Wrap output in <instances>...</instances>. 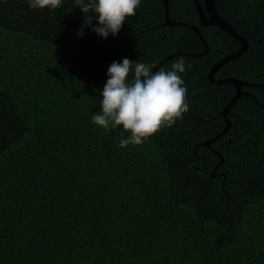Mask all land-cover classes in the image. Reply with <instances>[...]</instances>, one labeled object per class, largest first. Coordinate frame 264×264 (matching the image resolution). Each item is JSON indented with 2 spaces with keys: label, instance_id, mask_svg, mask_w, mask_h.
Wrapping results in <instances>:
<instances>
[{
  "label": "trees",
  "instance_id": "16d2710c",
  "mask_svg": "<svg viewBox=\"0 0 264 264\" xmlns=\"http://www.w3.org/2000/svg\"><path fill=\"white\" fill-rule=\"evenodd\" d=\"M216 7L249 42L222 69L264 84V0ZM169 10L200 26L208 55L161 65L204 50L192 29L166 25L162 0H141L107 39L83 27L75 0L54 10L0 0V264H264V108L239 99L227 134L204 145L226 128L220 113L235 95L207 74L235 48L201 25L193 0H169ZM125 57L153 70L184 57L189 110L121 149L122 127L105 131L92 115L109 66ZM245 90L264 105L262 88ZM219 154L226 180L212 177Z\"/></svg>",
  "mask_w": 264,
  "mask_h": 264
},
{
  "label": "clouds",
  "instance_id": "9594fccd",
  "mask_svg": "<svg viewBox=\"0 0 264 264\" xmlns=\"http://www.w3.org/2000/svg\"><path fill=\"white\" fill-rule=\"evenodd\" d=\"M31 9H57L62 0H27ZM84 25L97 36L115 37L126 18L136 15L141 0H75ZM98 26L93 27V18ZM155 65L131 61L113 62L101 92V111L92 115V123L107 131L110 127L123 129L119 140L121 149L139 146L162 128H171L189 110L186 88L181 74L190 65L184 57L177 58L169 70L154 71ZM132 79L129 80V75ZM123 133H130L125 137Z\"/></svg>",
  "mask_w": 264,
  "mask_h": 264
},
{
  "label": "water",
  "instance_id": "95a60500",
  "mask_svg": "<svg viewBox=\"0 0 264 264\" xmlns=\"http://www.w3.org/2000/svg\"><path fill=\"white\" fill-rule=\"evenodd\" d=\"M194 4L196 5L197 8V12L199 15V22L201 23L202 26L205 27H209V26H215L217 28H219L220 30L224 31L225 33H227L229 36H231L232 38H234L235 40L240 42V47L239 49L233 53L230 54L222 59H220L219 61H217L213 67L210 69L209 73H208V79L209 82L214 84V85H223V84H234L237 88L235 95L233 96V98L231 99V101L227 104V106L223 109V111L220 113V115H222L226 122H227V126L226 128L218 135L216 136L214 139L208 140L204 143V145L206 147H209L210 144H212L215 140L221 138L222 136L226 135L227 132L230 130L231 128V122L228 119V114L230 112V108L233 107L238 101L239 99L243 98L244 95H246V93L243 92L242 88L243 86H251L250 84H246L242 81H240L239 79H235V78H231V79H218L215 77V73L224 65H226L227 63H229L230 61L235 60L236 58L241 57L248 49L249 47V42L248 40L242 36L237 29L230 24L229 22H227L224 18H222L217 10L216 7V0H204V5H202V3L200 2V0H193ZM162 3L164 4V8H165V15H166V25L169 26H183V27H187L189 29H192L193 31L196 32V34H198V36L200 37V39L203 42V45L206 49V52L201 54V55H191V54H187V53H175L173 55H170L169 57H167L165 60H163L161 62V65L167 63L168 61H170L172 58L176 57V56H203L208 54L209 52V46L208 43L206 42L203 34L201 33L200 29L190 23H184V22H178L173 20L170 17V12H169V0H162ZM156 71V70H154ZM254 86V85H253ZM258 86V85H257ZM256 86V87H257ZM255 87V86H254ZM254 100L256 101V103L260 106L261 103L254 98ZM264 108V106H262ZM221 161L219 162V165H222L224 163V158L219 155ZM217 166V167H218ZM217 167L214 169L213 174H215Z\"/></svg>",
  "mask_w": 264,
  "mask_h": 264
},
{
  "label": "flooded vegetation",
  "instance_id": "af4514ba",
  "mask_svg": "<svg viewBox=\"0 0 264 264\" xmlns=\"http://www.w3.org/2000/svg\"><path fill=\"white\" fill-rule=\"evenodd\" d=\"M169 12H170V10H169ZM165 18H166V15H165ZM199 29H200V26H197ZM201 31V30H200ZM194 33H195V31H194ZM202 33V32H201ZM197 36H198V34H197ZM231 37V36H230ZM198 38H200L199 36H198ZM205 38V37H204ZM201 41V43H202V45H203V42H202V40H200ZM240 42L239 41H237V40H235L234 38H232L231 39V41L229 42V48H235V50L234 51H231L230 53H228V54H225L224 56H222L220 59H222V58H224V57H226V56H228V55H230V54H233V53H235L238 49H239V47H240ZM204 46V45H203ZM209 46V45H208ZM206 52V49H205V47H204V50H200V51H197V53H192L191 55H201V54H203V53H205ZM210 53V48H209V52H208V54ZM208 54H206V55H208ZM206 55H203V56H190L192 59H199V58H202V57H204V56H206ZM188 57V56H187ZM173 59V58H172ZM171 59V60H172ZM219 59V60H220ZM218 60V61H219ZM195 61V60H194ZM234 61V60H233ZM233 61H230L229 63H227V64H230V65H228V67H233V65L234 64H232V62ZM166 64V63H165ZM226 64V65H227ZM232 64V65H231ZM192 65H194V64H192ZM213 67V66H212ZM211 67V68H212ZM224 67V66H223ZM222 67L215 73V77L216 78H218V79H231V78H235V79H239L240 81H242V82H244V83H246V84H250L251 86L250 87H256L257 85V88H262L263 90H264V84H259V83H250V82H247V81H244V80H242L240 77H238L237 76V74L235 73V72H233V70H231V72L230 71H228L227 70V67L226 68H224V69H222ZM232 69V68H231ZM210 71V70H209ZM209 71H208V73H209ZM231 73V75L230 76H227L228 74H230ZM240 75H242V73H239ZM207 77H208V74H207ZM229 85H232V87L233 88H235V93H236V90H237V88H236V86L234 85V84H229ZM254 85V86H253ZM246 87H249V86H243V88H242V90H243V92L244 93H246V95H244V97L245 96H248V97H252L253 99L254 98H256L255 96H254V94L253 93H251V92H249V91H246L245 90V88ZM263 96H264V93H261ZM257 99V98H256ZM260 102V101H259ZM261 103V102H260ZM261 105L262 106H264L262 103H261ZM230 113V112H229ZM229 115V114H228ZM227 115V116H228ZM229 119V118H228ZM230 120V119H229ZM231 122V121H230ZM231 127H232V123H231ZM220 155V154H219ZM222 165H224V164H222ZM222 165H220V166H218L217 167V165H216V167H217V170H216V172H215V174H213L212 173V177L213 178H217V177H223V180H226L227 179V175H226V173L223 171V169L222 168H220ZM215 167V168H216ZM214 168V169H215ZM225 182V181H224Z\"/></svg>",
  "mask_w": 264,
  "mask_h": 264
}]
</instances>
